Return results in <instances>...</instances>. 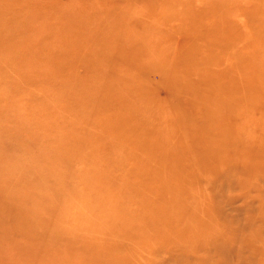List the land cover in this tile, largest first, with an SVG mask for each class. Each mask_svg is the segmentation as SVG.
Returning a JSON list of instances; mask_svg holds the SVG:
<instances>
[{"label":"rangeland","instance_id":"obj_1","mask_svg":"<svg viewBox=\"0 0 264 264\" xmlns=\"http://www.w3.org/2000/svg\"><path fill=\"white\" fill-rule=\"evenodd\" d=\"M0 264H264V0H0Z\"/></svg>","mask_w":264,"mask_h":264}]
</instances>
